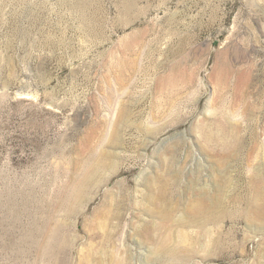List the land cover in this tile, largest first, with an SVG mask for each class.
Returning a JSON list of instances; mask_svg holds the SVG:
<instances>
[{"label":"rangeland","instance_id":"374dc122","mask_svg":"<svg viewBox=\"0 0 264 264\" xmlns=\"http://www.w3.org/2000/svg\"><path fill=\"white\" fill-rule=\"evenodd\" d=\"M0 264H264V0H0Z\"/></svg>","mask_w":264,"mask_h":264}]
</instances>
